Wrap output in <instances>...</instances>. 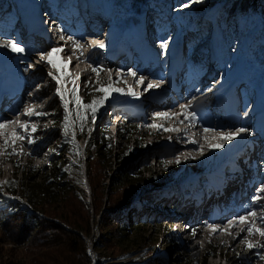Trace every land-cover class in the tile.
Segmentation results:
<instances>
[{
    "label": "rangeland",
    "instance_id": "374dc122",
    "mask_svg": "<svg viewBox=\"0 0 264 264\" xmlns=\"http://www.w3.org/2000/svg\"><path fill=\"white\" fill-rule=\"evenodd\" d=\"M17 1L18 0H16V2ZM184 1L186 0H173L172 2H170V0H158V3L153 6L154 8L157 6L155 13L158 12L167 16V20H164L163 23L165 21H169L168 27L165 28L162 34L159 36L161 38L160 40H162L163 43H167V45H169L171 42L173 43V40H178V43H176L174 47H168L166 50L162 48L160 55H153L155 56V60L157 62L163 63L161 70H159V72L163 75L170 71L169 69L171 66H175L179 56L189 59L194 58L197 55H203V53L205 54L208 47L211 46V41L213 40L212 36L216 32L211 31V33H209L206 26L207 19L205 17H207L210 13L211 21L214 22L217 20L218 22L222 12V7H224L227 3L222 2L221 4L212 6L209 9V12L205 13L198 26L193 28L190 27L185 32H183L179 27L180 25L178 19H176V15L184 13V9L182 8ZM209 1L211 0H200L201 3H207ZM13 2L14 0H0V6L4 8V11L0 10V27L4 24L6 25V17L7 19L9 17L8 9ZM24 2L25 0L23 1V5ZM61 2L64 6L66 5V0H62ZM82 2L83 0H80L79 4ZM54 3L57 4V1ZM171 3L173 5L175 4L174 7H176L177 12L174 13V11H172L173 5H171ZM6 5H8V7ZM209 5L211 4H208V6ZM142 9L143 10L141 13H139L138 21L140 25L137 29L138 31L142 30V32H144L145 29L143 26L141 27V24L144 25V17H151L155 15V13L150 7L145 8L146 12H144V8ZM28 10V8L24 9L25 12ZM29 11L28 16L33 14L32 10ZM22 12L23 11H20V13ZM111 27V32H108L106 24H103L99 29L100 35L98 36H102L100 43H104L106 48H110L109 50H114L113 53L115 54L116 48H124V44L126 47L127 41L125 39L127 37L126 34L128 33L129 28L126 27V24H121L120 26L111 25ZM131 30H133V28H131ZM254 32L255 30H251L248 34H246V37H252ZM117 35L119 36V39L114 41L113 38ZM201 38L203 39L200 41L199 39ZM59 41L62 40L56 39L57 44L55 46L52 45V47L64 46L66 48V45L59 44ZM80 41L85 46V40L81 39ZM152 42H154V40ZM134 46L136 48L135 41L133 40L128 48H134ZM52 47L50 46L48 51H50ZM88 49L89 47H84V55L81 57V59L77 58L78 55L73 51L72 48L68 50L69 52L65 53L66 55L61 54L63 59H71V66L73 61H77L74 67H69V71L73 78L76 76L80 77V80L77 81V84L79 85V95L82 99L84 98L85 92L88 89L84 87V82L86 80H91L92 84L95 85V81L97 80L96 75L91 72V67L102 66L104 69L111 70L112 78L114 80L118 78V74L121 76L122 72L126 69L125 68L124 70L119 71L114 70V68H112L107 63L106 54L96 57L93 64L85 61V53L90 50ZM247 49L248 48L246 47L245 43L239 47V51L241 52V62H235L233 60L237 50L235 45H230V52L219 54L220 59H217V66H215L217 68L214 67L212 71L214 74L216 71L217 74L212 81L215 84L212 94L215 95L217 89L223 86H229V91L232 90L233 92L235 85L238 84L244 87L246 86L250 92H254L257 95L259 94L258 92H262L260 93V96L263 97L264 74H259L258 77L254 76L251 78L249 74L246 75L245 73L244 60L246 59L245 54H247ZM121 50L124 53L128 51V49H126L127 51H124L122 48ZM31 52L32 51L28 50L27 53L18 55L11 52L7 48H0V88L3 86V84H10L12 82L11 75L16 73L15 78L17 79V82H29L30 88H34L33 90H29L27 88V91L30 94L25 93V104H34L35 108H37V111L47 113V115L40 117L39 119L36 117H32L31 119L32 122L36 124V126L38 125V130L34 134L35 142L33 144L29 145L27 141H24L23 146L21 147V142L17 141L15 150L17 152L22 151L21 155L9 157L3 151V149H0V206H2V211L5 209V206H9L15 201L17 203L21 202L20 204H25L24 201L22 203L20 199H17L8 192L6 187L8 180H14L16 176H18L19 179L21 177V172H23V176H28V178H31L30 181H41L42 177L51 172V167L49 166L51 164L50 161L54 156H58L61 152V142L65 137L62 127L64 120V109L59 97L55 94L57 85L55 81L48 75L50 72L55 73V69H53L51 66H48L46 61H41L39 59L41 54L39 51L36 53ZM46 52L47 51H45V53ZM226 53L227 56H225ZM29 54L31 57H29ZM209 63L210 61H208V64ZM29 65L34 66L29 67ZM210 68L211 66L209 69ZM129 70L132 69L129 68ZM128 71L124 72L125 77H123L127 81L126 85L122 83L118 86L122 88L132 87L139 96V99L133 98L136 100V102H139L143 98H146L151 92L150 90L145 91L143 86H137V84L131 82L132 77L127 75ZM225 72H227L229 77L224 80ZM205 76L208 77L207 74H205ZM83 79L84 81L82 82ZM99 79L107 82V71L103 72ZM148 82H146V84ZM165 82L166 81H155V83H160V87H163ZM219 83H222V85H219ZM64 87L66 90V96L69 98V92L73 87L71 80H65ZM160 87L154 89V92L157 90L159 96L162 92ZM199 88H201V86H199ZM124 97L127 96H118L117 94H113L111 98L106 101L100 116L95 118L93 130L88 140L76 141L77 145L82 151V165H76L77 168H81L82 173V176L78 178L79 181L76 187L79 192H76V195L75 193H72L71 200L68 202L58 204L54 203L55 207H53L56 209L54 212L56 215L61 213H71V217L74 218L78 216V214H81L86 217L83 219L84 223H86L87 220L89 221L90 226H84L83 230L89 232L88 237H85V243L88 247L92 263L101 264V262L97 259V253H99L103 259H107L106 262L108 260L111 261L108 264H156L157 262L153 260V258L156 256L163 258L165 264H264V259L260 258L261 256H264V238H261L258 234L248 236L246 232H240V228H243V225L237 226L238 230L230 236L224 234L226 232H222L215 236L214 234L204 233V235L202 234L197 238L199 235V230H203V228H201L202 226H199L198 229L194 228L195 235L192 234V237L190 236V238L188 233L182 234L181 231L177 232V228L173 227V222L178 218L180 211H187L188 205L185 203L192 201L194 204H196L197 202L195 197H192L190 193L197 195L198 193L196 192L198 190L196 188L202 185L206 187L211 185L213 190H216L219 189L224 183L225 184L221 190H227L232 183L228 185V177L222 173H228L232 170V168H226L227 171L225 172L219 171L218 175L213 178V172L205 171L206 166L211 162H208V158L216 154L217 149H205L206 145H204L203 155L201 156L199 151L202 144L197 148L189 147V145L193 144L189 142V138L194 139L197 142H199L200 139L204 142L203 135L201 136L199 133L197 134V131L194 130V124H192V127L184 123H180L178 125L176 123H170L165 126L164 122L167 119H159L154 123H148L149 121L144 116L142 117L144 121L138 123L137 120H133L125 114L127 109L122 103L124 101ZM168 99L170 102H172V106L178 108V101H175L171 97H168ZM202 99L204 98L194 96L191 100L184 99L182 102L184 101L185 103H188L194 100L195 103H197ZM213 99L212 102H221V100H215V96ZM209 106V102L202 100V104H200L198 108H200L202 113L206 114L205 111L208 110ZM46 107L47 109L44 110ZM69 107H71V104ZM23 109L24 107L20 109V113L21 111L23 113ZM172 110L169 108L163 113H169ZM22 113L20 114V119L23 121L24 115H22ZM209 116L204 117V120H206L205 122H208L207 120L211 119ZM8 118L12 120L15 119L16 116L10 115ZM33 118L35 120H33ZM26 119L28 118L26 117ZM245 122L246 121H240V124H245ZM98 123H100L99 127H106L105 135L107 138H109V142L112 144L113 149L112 157L106 155L105 160H102L103 162H99L94 157L95 155L93 151H91V159L89 160L88 154L85 151L86 145L90 141V138H96L100 131V128L97 126ZM249 123L252 124V121H249ZM151 124L162 125L163 127L168 126V128H179L180 131L186 130V128H190V130H187L185 135L181 138L179 137L178 139H175L173 138V134L178 132H171L172 134L169 132V134L166 133V131L164 132L163 127H161L159 130L156 128H150L149 125ZM229 124L240 128L238 123H224L223 125ZM72 127L74 129V124H72ZM132 134L134 135L132 136ZM131 136L133 139L137 138L136 143H134L133 140H126ZM252 141L253 139L251 138L249 142L251 143ZM244 142L245 138H243L242 135L230 143L225 142L224 147L222 149H218L220 152L219 154L224 153L225 151L224 160L233 158L236 155L237 157L239 156V160H241V156L245 155L247 157L249 155L248 151L251 148L247 147H252V145L249 146V142L246 144H244ZM2 143L3 140L0 138V144ZM243 144L244 146H242ZM126 149H131V153L127 157L119 160L120 153L126 151ZM11 150L12 149L10 147L9 151ZM189 154L195 156V159H186L185 157L189 156ZM177 157L180 159L179 164L175 163ZM66 158L68 160H72L67 155ZM221 164H223V161L218 160L216 162V167H219ZM234 164L237 168H239L238 161ZM126 168L134 170V173L139 174L138 176L140 178H147L150 175L160 176L165 172L167 173V176L173 175L175 178L171 176L170 181L167 183L165 188L177 187L179 189L180 196L178 197L174 194H165L161 196L160 200H158V202L162 203V207L160 208H154L151 206L141 207L139 202L144 196L140 197V199L138 198L136 200H131L129 207L132 206L131 210L135 209L134 218H137V214L144 210V216L149 218H147L149 222L147 223V226L128 230L127 232H124V235H122L123 232L118 228V225L110 221L111 216H109V210L118 209L119 213L124 212V206L122 203L126 200L128 201L129 198L133 196L131 195L134 190L132 184L119 185V178L125 173ZM32 169L35 170V175L29 173V170ZM181 171L186 172V177L184 179L177 180L176 175ZM263 172V170H260L258 171V174L261 173L262 176V174H264ZM262 178H264V175ZM260 181L264 182V179ZM114 183L115 186L112 187ZM111 188H113L112 191H110ZM258 188L254 190V196L257 194ZM230 191L231 189H229V192ZM228 193H226V196ZM206 195L208 196V192ZM213 196H209V198H214ZM95 199L96 202L94 201ZM85 204H89V209L87 206H85ZM251 206L255 207L256 205L254 204ZM50 208L49 210L45 209L44 211L47 216H45L46 218H49L51 217L50 215H53V211L51 212ZM259 212H264V205L261 206ZM185 214L187 215V213ZM124 215L126 216V213ZM200 215L202 216L201 219L205 221L203 216L207 214L200 212ZM260 216H264V213H262ZM57 223L59 222L57 221ZM255 223L257 227L261 226L260 221H255ZM5 234L6 233L4 230L0 227V264H68L71 260L70 254L68 253V250L64 244L66 242V238L63 236H58L59 239L56 242L54 241L51 243L50 248V246H42V244H37L38 242H33V244H31V239H33L35 236L40 237L38 232L33 233V236L28 242H21L18 244L12 242V240ZM242 234H245L244 239L250 240L254 245H257V247H254L251 250L247 249L242 242L243 240H238ZM146 236L147 240L145 238ZM58 243L62 244L54 246ZM96 245L99 249V252H96ZM79 249L80 251L82 250L81 247H79ZM74 256H76L77 261L81 260V257L77 254ZM123 257L130 258L120 260Z\"/></svg>",
    "mask_w": 264,
    "mask_h": 264
},
{
    "label": "trees",
    "instance_id": "16d2710c",
    "mask_svg": "<svg viewBox=\"0 0 264 264\" xmlns=\"http://www.w3.org/2000/svg\"><path fill=\"white\" fill-rule=\"evenodd\" d=\"M157 1L158 0H103L104 4L110 10L111 22L116 26L129 24L130 22L138 23V16L143 10L142 8H153V6L158 3ZM172 1L173 0H170V2ZM222 2L227 3L222 7L219 18V54L230 52V45H235L237 50L233 60L235 62L240 61L241 52L239 51V47L247 43V70L252 74H264V0H211L207 3H201L200 0L199 2L186 0L182 4L184 13L176 15V19L179 21V27L185 32L190 27L193 28L198 26L205 13L209 12L212 6L221 4ZM186 3L189 4L190 7L184 8L183 5ZM208 4L211 5L208 6ZM171 5L173 4L171 3ZM174 5L172 11L175 13L177 9ZM205 18L207 19L206 26L209 31L211 23L210 13ZM251 30H255L254 35L247 38L246 34ZM227 53L225 56H227ZM96 95L94 91L90 92L88 88L82 100L86 103L90 102ZM72 107L71 105V108ZM103 109L104 106L97 111L96 117L100 116ZM71 119L72 122L74 121L72 123L74 124L72 132H76L74 140L76 147H73V136L71 133L67 138H63L61 142V152L50 161L51 164L49 166L51 167V172L42 177V180L39 182L34 180L30 181L31 178L23 176V172H21V177L19 179L18 176H16L14 180H8L6 186L8 192L17 199H20L22 203L24 201L25 204H20L21 202L17 203L15 201L12 202L11 205L5 206L3 211L1 210L2 206H0V227L6 233L5 235L15 244L28 242L35 232H38L40 237L35 236L31 239V244H33V242H38L37 244H42V246H50V244L54 241L56 242L60 236H63L66 238L64 244L70 254V264H93L88 247L85 243V237H88L89 232L83 230L84 226H90L89 221L87 220V222L84 223L83 219L86 217L81 214H78V216L74 218L71 217V213L56 215L54 213L56 209L53 208L55 204L71 200L72 193L76 195V192H79L76 187L79 181L78 178L82 176V173L81 168H77L76 165H82V151L77 145L76 140L87 141L93 130L94 122L91 121L90 114L85 123L83 132L80 130L79 121L75 120L74 117H71ZM97 126L99 127L100 123H98ZM99 128L100 131L97 137L90 138L85 151L88 154L89 160L91 159V151H93L94 157L99 162H103L102 160H105L106 155L112 157L113 149L112 144L109 142V138L105 135L106 127L101 126ZM89 129H91V131H89ZM133 135L134 134H132V136ZM132 136L128 137L126 140H133V142L136 143L137 138L133 139ZM130 153L131 149H126V151L121 152L119 160L127 157ZM66 155L72 160H68ZM29 173L35 175V170H29ZM138 175L139 174L134 173V170L130 168L125 169V173L119 178V185L132 184L134 190L131 195L133 196L129 198L128 201L126 200L122 203L124 212L119 213L118 209L109 210V216H111L110 221L118 225V228L123 232L122 235L128 230L147 226L149 222V218L144 216V210L137 214V218H134L135 209L131 210L132 206L129 207L131 200L140 199V197L144 196L139 202L141 207L151 206L160 208L162 207V203L158 202V200H160L161 196L165 194L180 196L177 187L165 188L170 181V177L173 175L167 176L166 172L160 176L150 175L147 178H140ZM185 177V171H181L176 175L177 180L184 179ZM173 178L175 177L173 176ZM113 186H115V183L112 187ZM112 189L113 188H111L110 191H112ZM94 201L96 202V199ZM85 206L89 209V204H85ZM49 208L51 212L53 211V215L46 218L47 216L44 211L45 209L49 210ZM117 213L119 214L116 215ZM123 213H126V216ZM57 221L59 223H57ZM145 238L147 240V236ZM61 244L62 243H58L54 246ZM79 247L82 248L81 251ZM95 249L96 252H99L97 245ZM76 254L81 257V260H76V256H74ZM127 258L123 257L120 260H125ZM97 259L101 264H108L111 262L109 260L106 262L107 259H103L99 253H97ZM153 260L157 262L156 264H165L164 259L158 256L153 258Z\"/></svg>",
    "mask_w": 264,
    "mask_h": 264
},
{
    "label": "snow or ice",
    "instance_id": "6c2138e0",
    "mask_svg": "<svg viewBox=\"0 0 264 264\" xmlns=\"http://www.w3.org/2000/svg\"><path fill=\"white\" fill-rule=\"evenodd\" d=\"M194 2H199V0H194ZM184 8L190 7L189 4H184ZM59 31L63 32L62 29ZM60 40H68L72 43V49L74 52L78 53V59L80 57H83L84 55V44L81 43L79 39H75L72 36L65 37L63 34L60 35ZM92 45H95L99 49H104L106 45L104 43H97L95 40L91 41ZM161 47L163 49H167L168 45L167 43H162ZM0 48H7L11 52L16 53L18 55H23L26 52L25 47L21 46L19 42H15L11 39H6L3 41H0ZM65 52V47H52L50 51H48L46 54L41 53L39 56V59L41 61H46L48 66H51L53 69H55V73H48V75L55 81L57 87L55 90V94L59 97L62 107L64 109V120H63V133L65 137L71 133L73 136V147L75 148V133L72 132V121L71 117H74L75 120L79 121L80 130L81 132L84 131V126L86 121L88 120L89 114L91 116V121H95L96 113L97 111L103 107L107 100L111 98V96L114 93H117L119 95H126L131 96L136 99H139V96L137 93L133 90L132 87L122 88L118 85L121 83H124L126 85L127 81L118 74L117 79L112 78V72L111 70L104 69L102 66L100 67H91V72L96 75L97 80L95 81V85L92 84L91 80H86L84 82V87L89 88L90 92L94 91L97 95L95 98H93L90 102H84L79 95V85L77 84V81L80 80L79 76H76L73 78L71 76V73L69 71V67L71 65V59L65 60L62 58L61 54ZM34 65H29V67H32ZM107 71L108 73V80L107 82H104L99 79L100 75ZM128 76L133 77L135 80L137 86H143L145 91L152 90L159 88L161 85L160 83L155 82H148L145 84L146 78L142 75L138 76L136 71L129 70L127 73ZM65 80H71L72 82V89L70 93V98L66 96V90L64 87V81ZM208 91H211V88L208 89ZM72 105L73 107L70 108L69 105ZM180 111L178 113L172 112V113H158L157 118L161 119H167L172 120L176 119L178 122L183 123L187 121L190 125L193 124V122L197 119V113L194 110V105L191 102L182 104L179 106ZM25 117L28 119L21 120L20 115L17 114L15 119L12 120H5L0 122V138H2L3 143L0 144V149H3V151L9 156H17L21 155V152H17L15 150L17 141L21 142V147L23 146V142L27 141L29 145L33 144L35 142V136L37 126L35 123L32 122L31 118L36 117L39 119L40 117H43L47 115V113L42 111H37L34 104H29L24 107L23 113ZM247 115V113H245ZM183 117V120H180V117ZM150 128H156L159 130L162 125L157 124H151L149 125ZM8 128H12L11 133L9 134L7 132ZM164 131L166 132H180L179 128H168L164 127ZM91 131V129H89ZM204 134V141L207 144L209 149H222L224 147L225 142H230L232 140L237 139L242 133H247L248 129L246 128H238L234 131H221L217 132L215 129H212L210 127H204L202 129ZM211 134V139L209 138ZM189 142L191 143H197L196 140L189 138ZM11 147V151H9V148ZM78 154V153H77ZM200 155H203V145L200 146ZM192 159H195V156H192L189 154ZM186 159L189 158L188 156L185 157ZM176 164L180 163L179 157L175 160ZM264 185H261L258 190L257 194L253 197L254 203H260L261 201H264ZM251 218V219H250ZM260 221L261 226L257 227L255 221ZM239 225H247L246 228H240V232H246L248 236L253 235H259L261 238H264V216L257 215L256 210H249L245 215L239 216L237 219L230 220L228 222V225L225 228V231H228V229H231L233 227H237ZM213 233H216L219 229L217 226L209 225L208 226ZM195 235V232L192 233ZM230 234V233H229ZM247 249L251 250L254 247H257V245H254L250 240L243 239L242 241ZM261 259H264V256L260 257Z\"/></svg>",
    "mask_w": 264,
    "mask_h": 264
},
{
    "label": "bare ground",
    "instance_id": "6f19581e",
    "mask_svg": "<svg viewBox=\"0 0 264 264\" xmlns=\"http://www.w3.org/2000/svg\"><path fill=\"white\" fill-rule=\"evenodd\" d=\"M62 1V0H61ZM89 1L90 0H83V2L82 3H80V4H78L79 5V7L80 8H82V10H84L85 12H86V14H88V15H86V16H90V14L87 12V10H86V8L88 9H90L91 11H92V14H93V4H92V2H90L89 3ZM65 2V1H64ZM84 3H86L87 5H85L86 6V8H84ZM146 8V7H145ZM144 8V12H146V9ZM29 9V8H28ZM152 9V8H151ZM155 9L156 8H153V12L155 13ZM22 11H23V9H22ZM76 11V10H75ZM30 12V11H29ZM32 12H33V10H32ZM149 12H151V11H149ZM153 12H151V13H153ZM23 13V12H22ZM9 15V14H8ZM7 15V16H8ZM24 16H25V13L24 14H22L21 16L20 15H18V21H20V19L22 18V19H24ZM149 17V16H148ZM151 18H154V20H156L157 22H160V20L161 21H164V20H167V16L166 15H164V14H162V13H158V12H156L155 13V15H153V16H151ZM29 20H30V24L33 26V33H35V35L33 34V35H31V37H35L36 39H39V37H45L46 36V32H45V30L44 29H42L41 28V34L39 35V37L37 36L38 34H37V32H36V22H37V19L35 18V16L33 15V16H31V15H29ZM45 21V20H44ZM105 21V18H104V16H103V14L101 13V12H99V13H97V24L95 25V27H100L101 25H102V23ZM169 23V21H165L164 23H163V27L164 28H167L168 27V24ZM171 26V25H170ZM49 28V30H48V32H49V34L52 36V38H53V35H54V37H55V40L56 39H60L59 37H60V35H64L65 37H67V34H68V31H65L64 29H62L63 30V32H61V31H56L54 28H52V27H48ZM53 34V35H52ZM137 36H136V48H135V50H136V54H141V55H144V56H146V58H145V62H144V64H145V66H146V68H144V69H142V70H139V71H136L137 73H138V76H140V75H142V76H144L145 78H146V80H145V84H146V82H155V81H157V80H155V79H153V75H154V71L152 70L151 71V68L152 69H154L155 71H158V70H161V67L163 66V63H160V62H157L156 60H155V57H151L152 55L148 52V50H147V47H146V44H145V41L144 40H142V37H141V33H139V35H138V33L136 34ZM27 36V35H26ZM80 36L81 35H78V37L77 38H75V39H79L80 38ZM95 36V35H94ZM102 37V36H101ZM101 37H99V40H95L97 43H100V39H101ZM96 38H98V37H96ZM79 40H81V39H79ZM83 40H85V47H89V49H91V48H93L94 50H98L99 48L98 47H96L95 45H92L91 44V41H92V37H91V35L90 36H88V37H86V38H84ZM210 43V42H209ZM59 44H65L66 45V50H65V52L64 53H62L63 55L65 54V53H67V52H69L68 50H70L71 48H72V43H71V41H69V42H66L65 40H63L62 41V43H59ZM208 44V43H207ZM122 49H124L123 47H121ZM88 49V50H89ZM132 48L130 47L129 48V50H131ZM44 49H40L39 50V52L40 53H45V51H43ZM109 50V49H108ZM117 50H119V48H117V49H115V54L117 53ZM28 51V50H27ZM30 51V50H29ZM109 52H112V50H109ZM31 53H33V52H31ZM77 53V52H76ZM113 53V52H112ZM46 54V53H45ZM114 53H113V55H115ZM206 54L208 55L209 54V51H206ZM214 54H215V56L217 57V51L215 50V48H214ZM34 55V54H33ZM66 55V54H65ZM77 55H78V53H77ZM76 55V56H77ZM101 54H97V55H94L95 57L97 56H100ZM29 57H31V55L29 54ZM180 57L181 56H179V60H180ZM196 57H199L200 59H201V61L202 62H206L207 61V57H206V55L203 53V55H197ZM89 59L90 58H93V56H89L88 57ZM80 59H81V57H80ZM178 60V61H179ZM77 62V61H76ZM76 62H74L73 61V64H72V66L71 67H74V65L76 64ZM107 63L109 64L110 63V60L108 59L107 60ZM206 63H204V65H205ZM211 66V68L209 69V67ZM209 67H208V65L206 64L205 66H204V68L205 67H208L207 68V70L204 72V77H206L205 76V74H207L208 75V77L210 78H208V77H206L205 78V85H204V88L206 87V86H209L210 84H211V82L213 81V77H214V73H212V71H213V69H214V67L215 66H217V59L215 60V61H213V63H211V65H210ZM215 68H217V67H215ZM125 69V68H124ZM124 69H122V70H124ZM129 70V67H127L126 69H125V71H123L122 72V77H125V73L124 72H126V71H128ZM14 74V73H13ZM14 76H16V75H14ZM72 76V75H71ZM155 76V75H154ZM73 77V76H72ZM154 78H157V77H154ZM11 79H12V82L9 84L10 86H12L11 88L10 87H8L6 84H3V86H1V89H0V98H3V100H4V104H6V99H4L6 96L5 95H7V96H9L10 98L11 97H15L16 95H17V93L19 92V96H20V99L17 101V103L16 104H14L13 105V107H12V113L11 114H14V116H16L17 114H18V112H19V115L22 113V111H21V113H20V109H22L23 107H25V106H27V105H29L28 103H27V105L25 104V101H26V98H25V96L26 95H24L23 94V92L25 91L24 89H26V88H28L27 87V85H25L24 87H23V85L24 84H29V82H27V83H22V81L21 82H19V83H17V80L14 78H12L11 77ZM20 80V79H19ZM159 80V79H158ZM84 81V79L82 80V82ZM14 82H15V84H14ZM131 82H134L135 84H136V82H135V80L133 79V77L131 78ZM229 88V87H228ZM12 90V91H11ZM150 95L148 96V100H149V102L150 103H152V104H157V103H163L162 105H163V107H160V109L159 110H161V112H164V111H166L167 109H169L170 107H167L169 104H171L170 102H169V99H168V96H167V90H163L160 94V96L158 95V93H157V90L154 92V89H152V90H150ZM211 96H213V94H211ZM36 97V96H35ZM35 97H34V99H35ZM38 97V96H37ZM25 98V99H24ZM211 99V97H208V96H206L204 99H202L203 101L205 100V101H209ZM202 100L201 101H198L197 103H199V105L200 104H202ZM193 103H195V101L193 100L192 101V104ZM182 104H185V102L183 101H178V105L180 106V105H182ZM178 106V107H179ZM175 108V107H174ZM173 109V108H172ZM171 109V110H172ZM36 110H37V108H36ZM174 110V109H173ZM172 110V112H176V113H178L179 111H180V108H178L177 110H174L173 111ZM217 110H218V107H216V109L214 110V112H213V116L214 117H216V116H219L218 115V113H217ZM26 119V117L24 116L23 117V120H25ZM180 120H183V117L181 116L180 118H179ZM225 119H227L226 121H220V122H216V121H214V120H207L208 122H205L206 120H203L202 122H201V124L200 125H195V122H193V126H194V130L195 131H197V134L199 133L201 136L203 135V140H204V134H203V131H202V129L204 128V127H210V128H212V129H215L217 132H221V131H234V130H236V129H238V127L237 126H234V125H231V124H229V125H223L224 123H238V125H240V128H246V129H248V132L247 133H242L241 135L243 136V138H245V142H244V144H246V143H248L249 142V140L252 138L251 136H254L255 135V133H253L252 132V126H253V122H252V124L251 123H249V122H247L246 124H240L239 123V121L237 120V118H225ZM5 120H10V118H8L7 116H0V122H2V121H5ZM263 120H264V117H263ZM165 126L166 125H168V124H170V123H173V124H180V122H178L176 119H172V120H166L165 122ZM185 123L187 124V125H190L187 121H185ZM190 126H192V124L190 125ZM168 127V126H167ZM188 127V126H187ZM164 128V127H163ZM187 130H190V128H186V130H183V131H180V132H178V133H176V134H173V138H175V139H178L179 137L181 138L182 136H184L185 135V133H186V131ZM9 131V132H8ZM12 131V128H8L7 129V132L8 133H10ZM165 132V131H164ZM166 133H169V132H166ZM171 133V132H170ZM169 133V134H170ZM250 133V134H249ZM172 134V133H171ZM254 134V135H253ZM210 139H211V134H210V137H209ZM233 141V140H232ZM256 140H253L252 141V143L253 142H255ZM2 142V141H1ZM231 142V141H230ZM230 142H228V143H230ZM206 145L205 146V149H209L208 148V146H207V144L205 143V141L203 142L202 140H200L199 139V142H197V143H193L192 145H189V147L190 148H197V147H199L200 145ZM244 144L242 145V146H244ZM193 146V147H192ZM241 146V147H242ZM222 152V151H221ZM223 155L225 154V151H224V153H222ZM192 155V154H191ZM202 156V155H201ZM225 156V155H224ZM189 158H187L188 160H190L191 159V156H188ZM224 161H226V160H224ZM224 170V169H223ZM222 170V171H223ZM226 170V169H225ZM253 173L255 174L254 175V179L256 180V182L261 178L262 179V177L259 175V174H257V172H255V171H253ZM247 178H249V177H247ZM234 181H232L231 183H233ZM258 184H264V182H262V183H258ZM233 191H241L239 188H237V186H235V187H233V189H232ZM254 190H256V185H255V183L254 182H250L249 183V186L247 187V189H246V192L247 193H251V192H253ZM229 192V189H227V190H222L221 192H219V193H217V194H213V195H215V196H213L214 198H210L209 199V201H207V203H205V204H203V203H197V204H194L192 201H188L187 203H185L186 205H188V208H191V210L190 209H188L187 208V210H189V211H184V212H181L180 211V213L178 214V216L179 217H185L186 216V214L185 213H187V215H192L191 216V218H192V223L194 224V228L196 227L197 229H198V227L199 226H202L201 228H203V230H199V235L197 236V238L200 236V235H204V233H210V234H214V236L215 235H218V234H220V233H222V232H226V233H224V234H226L227 236H230V235H233V233L235 232V231H237L238 230V228L237 227H233V228H231V229H228V233H227V231H225V228L226 227H223V225H224V223H219L220 221H217V220H220L218 217H217V219L215 220V218H214V222H210V221H207V223H206V220L205 221H202V219L200 218V208H202L203 207V211L204 210H206V211H208V213H209V211H214L215 212V214L216 215H220V213H221V211H223V210H226L228 213H230L231 212V208H230V205L228 204V201L226 200V193H228ZM193 204V205H192ZM261 204H264V202H260V203H258V204H256V206L255 207H253V210H256L257 211V215H258V217L260 216V214H258V209H260L261 208ZM192 205V206H191ZM257 206H259V207H257ZM210 213H212V212H210ZM184 214H185V216H184ZM239 216H241V215H239ZM238 216V217H239ZM238 217H235V219H237ZM183 219V218H182ZM256 221H259L258 219L256 220ZM203 223H206V225H203ZM209 225H214V226H217V228L219 227V230L216 232V233H213L212 232V230L208 227ZM247 227V225H243V228H246ZM194 228H192V230H190L191 232H189L188 234H189V238H190V236L192 237V233H193V231H194ZM205 230V231H204ZM230 233V234H229ZM244 237H245V234H242L240 237H239V239L238 240H243L244 239ZM190 240H192V239H190ZM189 240V241H190Z\"/></svg>",
    "mask_w": 264,
    "mask_h": 264
},
{
    "label": "clouds",
    "instance_id": "9594fccd",
    "mask_svg": "<svg viewBox=\"0 0 264 264\" xmlns=\"http://www.w3.org/2000/svg\"><path fill=\"white\" fill-rule=\"evenodd\" d=\"M71 108V107H70ZM64 138H66V137H64ZM173 227H174V222H173Z\"/></svg>",
    "mask_w": 264,
    "mask_h": 264
}]
</instances>
